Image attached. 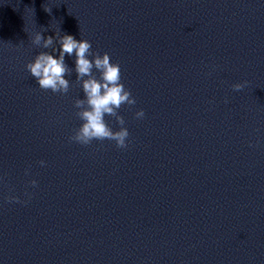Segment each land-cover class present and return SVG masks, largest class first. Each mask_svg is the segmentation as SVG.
<instances>
[{"label": "clouds", "instance_id": "obj_1", "mask_svg": "<svg viewBox=\"0 0 264 264\" xmlns=\"http://www.w3.org/2000/svg\"><path fill=\"white\" fill-rule=\"evenodd\" d=\"M49 12L51 10L45 9ZM54 40L59 44V49L53 52H39L33 61L26 64V69L38 82L43 90L53 93L66 94L70 88V81L66 76L71 75V70L65 63V56H75L76 80L82 87L84 98H77L74 107L76 116L81 121L80 126L69 137L71 141L81 145H89L94 140L114 141L117 148H126L129 131L124 118L119 114L122 105H135L136 100L131 92L122 83L121 68L118 63L111 62L110 55L93 53L92 45L86 39L77 40L73 35L48 36L45 38L41 32L32 36V44L44 49L52 48ZM58 56L53 53H57ZM91 57V59H90ZM98 73L99 75L97 76ZM243 84L233 85L234 90H241ZM113 117L121 126L113 130L105 117ZM137 118L144 116L143 110L136 112ZM41 164L44 162L41 161ZM34 186L36 181L31 182Z\"/></svg>", "mask_w": 264, "mask_h": 264}]
</instances>
